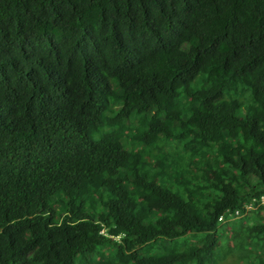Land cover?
Returning a JSON list of instances; mask_svg holds the SVG:
<instances>
[{
  "label": "trees",
  "instance_id": "16d2710c",
  "mask_svg": "<svg viewBox=\"0 0 264 264\" xmlns=\"http://www.w3.org/2000/svg\"><path fill=\"white\" fill-rule=\"evenodd\" d=\"M229 220L264 264V0H0V264H221Z\"/></svg>",
  "mask_w": 264,
  "mask_h": 264
},
{
  "label": "rangeland",
  "instance_id": "374dc122",
  "mask_svg": "<svg viewBox=\"0 0 264 264\" xmlns=\"http://www.w3.org/2000/svg\"><path fill=\"white\" fill-rule=\"evenodd\" d=\"M118 108H119V104L116 103L114 106H112L111 111L114 112ZM250 217L252 218V215H250ZM233 224H234L233 221L229 220V221L223 222L221 225L222 229L219 233V236L221 237L219 244L220 246L227 245V249L228 251H230V253L225 257V261L223 259L220 262L221 264H236L235 262L237 261V259H239V255H240L239 253H237V250H242L243 248H247L245 249L246 251L248 252L252 251L250 249L251 245H250L249 239L246 238V236H244V234L242 233V227L239 225L232 226ZM192 236H195V235L189 234L175 241L159 239L156 242H153L150 246L139 249L137 252V255L139 258H146L150 256H161L165 254L168 250H171L172 249L171 247H175L176 245H178L176 246L178 248L179 246L186 247L188 245H192V241H187L189 240V237H192ZM191 239H195V238H191ZM261 249H263V246H261ZM107 252L109 255L113 254V257H116L118 255V253L111 248H109ZM222 254L223 253L221 252L220 256H222ZM96 256L97 254H91L87 256L86 259L93 260L96 258ZM259 257H260V251H257L255 253V259H258ZM111 261H112L111 264H113L114 258H112ZM76 264H83L80 260V257L77 258Z\"/></svg>",
  "mask_w": 264,
  "mask_h": 264
},
{
  "label": "crops",
  "instance_id": "0c3cea01",
  "mask_svg": "<svg viewBox=\"0 0 264 264\" xmlns=\"http://www.w3.org/2000/svg\"><path fill=\"white\" fill-rule=\"evenodd\" d=\"M193 235V234H192Z\"/></svg>",
  "mask_w": 264,
  "mask_h": 264
}]
</instances>
